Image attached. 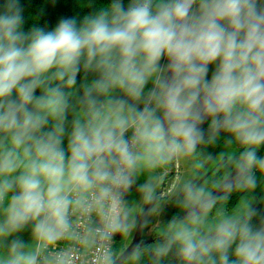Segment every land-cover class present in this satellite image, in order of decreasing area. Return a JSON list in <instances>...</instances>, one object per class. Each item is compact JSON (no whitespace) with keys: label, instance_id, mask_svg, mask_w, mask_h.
<instances>
[{"label":"clouds","instance_id":"clouds-1","mask_svg":"<svg viewBox=\"0 0 264 264\" xmlns=\"http://www.w3.org/2000/svg\"><path fill=\"white\" fill-rule=\"evenodd\" d=\"M0 9V264H264V0Z\"/></svg>","mask_w":264,"mask_h":264},{"label":"trees","instance_id":"trees-1","mask_svg":"<svg viewBox=\"0 0 264 264\" xmlns=\"http://www.w3.org/2000/svg\"><path fill=\"white\" fill-rule=\"evenodd\" d=\"M3 2L4 0H0V4ZM108 2H110V0H19V3L23 8L25 31L33 26L52 30L63 18L76 17L79 22L85 15L98 11L101 4ZM127 2L128 0H125V4ZM0 11H2V9H0ZM168 177L169 175L167 176L164 185L166 184ZM242 195L244 194H232V198L227 204L228 210H231L235 206ZM152 237L153 239L151 240H154L155 230L153 231ZM143 240L145 242L151 241L149 239ZM120 242V236L117 234L114 248H119ZM140 264H145V261L142 260ZM165 264H167V262H165Z\"/></svg>","mask_w":264,"mask_h":264},{"label":"rangeland","instance_id":"rangeland-1","mask_svg":"<svg viewBox=\"0 0 264 264\" xmlns=\"http://www.w3.org/2000/svg\"><path fill=\"white\" fill-rule=\"evenodd\" d=\"M65 144H66V141H65ZM216 151L219 155L220 153L226 151V149L224 148L223 144H221V146L218 149H216ZM188 168H189V163L185 162V161H181L177 166H175V169H174L175 172H174V174L169 176V178L166 182L167 184L164 185L162 188V192H167L168 189L172 186V184L176 181L177 178H182L186 174ZM158 171H162V170H158ZM143 179H144V177H141V182H143ZM126 199L129 203H136L139 201V194L135 189H133L132 192H130L127 195ZM167 207H168V211H169V216L168 217H161L158 219H168L170 217L171 213L175 210L171 205H168ZM155 226H156V224L154 222L152 227L143 231L144 238H148L149 240H151L150 236H151V234H153V231L155 230ZM22 235H23V238L25 240L29 239V232L26 231ZM133 236H134V233H133L132 237H129V238H125V237H122L120 235V241L121 242L119 243V247L124 246V245H129L133 239Z\"/></svg>","mask_w":264,"mask_h":264},{"label":"water","instance_id":"water-1","mask_svg":"<svg viewBox=\"0 0 264 264\" xmlns=\"http://www.w3.org/2000/svg\"><path fill=\"white\" fill-rule=\"evenodd\" d=\"M142 238H143V232H135L133 239L131 243L129 244V247L127 248V252L130 253L132 249L135 247L136 241L141 240Z\"/></svg>","mask_w":264,"mask_h":264},{"label":"built area","instance_id":"built-area-1","mask_svg":"<svg viewBox=\"0 0 264 264\" xmlns=\"http://www.w3.org/2000/svg\"><path fill=\"white\" fill-rule=\"evenodd\" d=\"M116 235H117V234H116ZM115 242H116V236L113 238V247H114V245H115ZM66 243H67V242H64V241L60 242L59 247H63Z\"/></svg>","mask_w":264,"mask_h":264},{"label":"flooded vegetation","instance_id":"flooded-vegetation-1","mask_svg":"<svg viewBox=\"0 0 264 264\" xmlns=\"http://www.w3.org/2000/svg\"><path fill=\"white\" fill-rule=\"evenodd\" d=\"M174 169H175V167L172 169V171H171V173L169 174V176L172 175V174H174V172H175ZM168 178H169V177H168ZM166 184H167V183H166ZM166 184H165V185H166ZM229 211H230V210H229ZM118 236H120V234H118ZM116 239H117V235H116ZM142 239H148V238H144V236H143ZM150 239H153L152 234H151V236H150Z\"/></svg>","mask_w":264,"mask_h":264}]
</instances>
